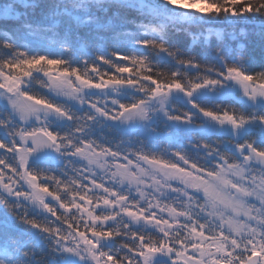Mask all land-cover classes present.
Returning <instances> with one entry per match:
<instances>
[{"label":"snow or ice","instance_id":"1","mask_svg":"<svg viewBox=\"0 0 264 264\" xmlns=\"http://www.w3.org/2000/svg\"><path fill=\"white\" fill-rule=\"evenodd\" d=\"M0 264H264V0H0Z\"/></svg>","mask_w":264,"mask_h":264},{"label":"trees","instance_id":"2","mask_svg":"<svg viewBox=\"0 0 264 264\" xmlns=\"http://www.w3.org/2000/svg\"><path fill=\"white\" fill-rule=\"evenodd\" d=\"M245 31H250V30L245 29ZM180 39L183 44L186 45L188 43L187 37L182 36ZM239 43L246 45L248 53L251 56L255 57L257 62L259 61L262 54V49H261L258 33L248 38H241ZM213 46H215V41H213ZM197 51H199V49H197Z\"/></svg>","mask_w":264,"mask_h":264}]
</instances>
